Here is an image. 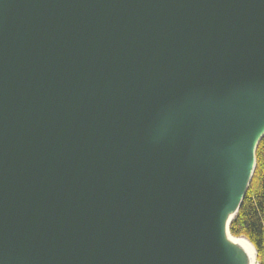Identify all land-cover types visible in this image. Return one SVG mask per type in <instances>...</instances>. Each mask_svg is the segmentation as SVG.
Listing matches in <instances>:
<instances>
[{
	"label": "water",
	"instance_id": "1",
	"mask_svg": "<svg viewBox=\"0 0 264 264\" xmlns=\"http://www.w3.org/2000/svg\"><path fill=\"white\" fill-rule=\"evenodd\" d=\"M262 113L264 0H0V264H216Z\"/></svg>",
	"mask_w": 264,
	"mask_h": 264
},
{
	"label": "bare ground",
	"instance_id": "2",
	"mask_svg": "<svg viewBox=\"0 0 264 264\" xmlns=\"http://www.w3.org/2000/svg\"><path fill=\"white\" fill-rule=\"evenodd\" d=\"M262 133L264 113L250 125L237 155L225 169L224 179L217 182L209 222V239L216 264H258L253 246L244 237L232 236L229 226L249 183L256 144Z\"/></svg>",
	"mask_w": 264,
	"mask_h": 264
},
{
	"label": "trees",
	"instance_id": "3",
	"mask_svg": "<svg viewBox=\"0 0 264 264\" xmlns=\"http://www.w3.org/2000/svg\"><path fill=\"white\" fill-rule=\"evenodd\" d=\"M234 237H244L264 264V136L255 151V168L238 212L229 226Z\"/></svg>",
	"mask_w": 264,
	"mask_h": 264
},
{
	"label": "rangeland",
	"instance_id": "4",
	"mask_svg": "<svg viewBox=\"0 0 264 264\" xmlns=\"http://www.w3.org/2000/svg\"><path fill=\"white\" fill-rule=\"evenodd\" d=\"M256 151V150H255ZM257 257V256H256ZM257 259V258H256ZM257 263H258V260H257ZM259 264V263H258Z\"/></svg>",
	"mask_w": 264,
	"mask_h": 264
}]
</instances>
